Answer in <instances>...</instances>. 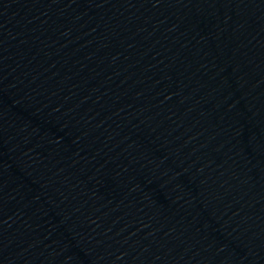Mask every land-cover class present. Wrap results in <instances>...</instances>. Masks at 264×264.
<instances>
[{"label": "water", "instance_id": "95a60500", "mask_svg": "<svg viewBox=\"0 0 264 264\" xmlns=\"http://www.w3.org/2000/svg\"><path fill=\"white\" fill-rule=\"evenodd\" d=\"M0 264H264V0H0Z\"/></svg>", "mask_w": 264, "mask_h": 264}]
</instances>
